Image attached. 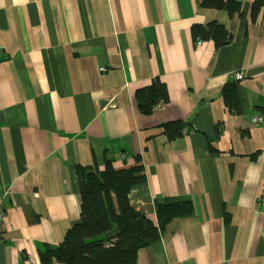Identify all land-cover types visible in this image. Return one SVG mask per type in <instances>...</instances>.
<instances>
[{
    "label": "crops",
    "instance_id": "1",
    "mask_svg": "<svg viewBox=\"0 0 264 264\" xmlns=\"http://www.w3.org/2000/svg\"><path fill=\"white\" fill-rule=\"evenodd\" d=\"M201 1L0 0V264H40L79 219L75 166L107 162L142 168L128 199L154 225L156 201L193 207L136 264H264V9ZM211 22L227 46L193 40ZM155 80L168 100L140 113ZM172 122L186 132L167 138Z\"/></svg>",
    "mask_w": 264,
    "mask_h": 264
},
{
    "label": "trees",
    "instance_id": "2",
    "mask_svg": "<svg viewBox=\"0 0 264 264\" xmlns=\"http://www.w3.org/2000/svg\"><path fill=\"white\" fill-rule=\"evenodd\" d=\"M202 8L224 11L233 16L240 11L236 0H202ZM264 9V0H254L251 11ZM264 15V10H263ZM193 40L211 41L215 49L227 46L231 35L215 22L191 27ZM234 84L222 90L224 106L237 113ZM165 87L158 80L136 94L140 113L167 102ZM184 125L172 122L163 125L167 138L182 134ZM78 182L79 219L69 228L55 247L39 252L40 264H136L137 252L157 241L175 219L190 217L193 207L187 200H165L154 203L156 225L130 203L132 188L145 180L141 167L115 170L107 162L101 171L75 166Z\"/></svg>",
    "mask_w": 264,
    "mask_h": 264
},
{
    "label": "built area",
    "instance_id": "3",
    "mask_svg": "<svg viewBox=\"0 0 264 264\" xmlns=\"http://www.w3.org/2000/svg\"><path fill=\"white\" fill-rule=\"evenodd\" d=\"M196 45H199L200 44V40L196 41L195 43ZM2 53V47H0V55ZM99 71L103 72L104 69L103 68H99ZM233 78L236 80V81H239L240 79H242V74L240 72H236L233 74ZM161 106H157L156 109H159ZM261 118L259 117H254L253 118V122L255 123H258V122H261ZM186 132V129H183V133ZM106 158H110V155H106ZM2 218V212L0 210V219Z\"/></svg>",
    "mask_w": 264,
    "mask_h": 264
},
{
    "label": "water",
    "instance_id": "4",
    "mask_svg": "<svg viewBox=\"0 0 264 264\" xmlns=\"http://www.w3.org/2000/svg\"><path fill=\"white\" fill-rule=\"evenodd\" d=\"M105 104H106L105 101H101V102H100V106H104Z\"/></svg>",
    "mask_w": 264,
    "mask_h": 264
}]
</instances>
